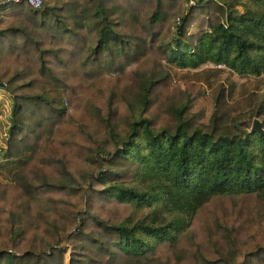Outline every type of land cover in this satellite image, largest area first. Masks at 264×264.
<instances>
[{
	"label": "trees",
	"instance_id": "1",
	"mask_svg": "<svg viewBox=\"0 0 264 264\" xmlns=\"http://www.w3.org/2000/svg\"><path fill=\"white\" fill-rule=\"evenodd\" d=\"M210 63L264 74V0L1 3L0 264H264V88L200 122L169 66Z\"/></svg>",
	"mask_w": 264,
	"mask_h": 264
},
{
	"label": "rangeland",
	"instance_id": "2",
	"mask_svg": "<svg viewBox=\"0 0 264 264\" xmlns=\"http://www.w3.org/2000/svg\"><path fill=\"white\" fill-rule=\"evenodd\" d=\"M187 5L183 4L182 10H184ZM237 9L241 10L240 7ZM176 17L171 21V32L163 35V42L172 43L175 34V23ZM172 46V45H171ZM164 64H166L164 62ZM167 65V64H166ZM170 65V64H169ZM168 65V66H169ZM171 68L173 78L177 81L179 86L184 89L186 81H196L200 82V88L196 89L194 93L196 96L192 99L190 103V111L196 113L197 119L200 122L206 123L213 109V103L208 95V91L210 89L211 84L216 82H223L229 86V83H234V87L232 88V94L228 97V100L234 99L235 97H239L240 95L246 93L251 90H262L264 88V74L260 77L255 76H239L235 73H232L229 69L222 67V65L218 66L219 71H211L215 70L214 64L204 65L203 68L206 70H210L211 72L204 76V73L199 72L198 75H195V71L179 69L178 67L169 66ZM205 70V69H204ZM111 75V74H110ZM206 77V78H205ZM95 100V98H93ZM75 101L73 102L74 105ZM12 100L9 93L0 88V185H9L14 186L13 173L15 171V164L13 160H7L3 156V152L5 149V140L7 135V128L9 125V117L11 111ZM67 111L74 116H77L76 113L72 112V106L70 102H65ZM116 130V129H115ZM151 210H135L134 217L143 216L147 212L149 213Z\"/></svg>",
	"mask_w": 264,
	"mask_h": 264
},
{
	"label": "built area",
	"instance_id": "3",
	"mask_svg": "<svg viewBox=\"0 0 264 264\" xmlns=\"http://www.w3.org/2000/svg\"><path fill=\"white\" fill-rule=\"evenodd\" d=\"M7 2H15V3L24 2L36 10L40 9L43 6V0H0V4ZM176 20H178V18Z\"/></svg>",
	"mask_w": 264,
	"mask_h": 264
},
{
	"label": "water",
	"instance_id": "4",
	"mask_svg": "<svg viewBox=\"0 0 264 264\" xmlns=\"http://www.w3.org/2000/svg\"><path fill=\"white\" fill-rule=\"evenodd\" d=\"M251 130L259 133H264V129L261 127V124L258 120H254L252 122Z\"/></svg>",
	"mask_w": 264,
	"mask_h": 264
},
{
	"label": "crops",
	"instance_id": "5",
	"mask_svg": "<svg viewBox=\"0 0 264 264\" xmlns=\"http://www.w3.org/2000/svg\"><path fill=\"white\" fill-rule=\"evenodd\" d=\"M202 69H203V70H202ZM193 71H195V72H200V74H201V73H204V76L207 75V71L204 70L203 67H201V68H199V69H195V70H193ZM208 73H209V72H208ZM198 74H199V73H198Z\"/></svg>",
	"mask_w": 264,
	"mask_h": 264
}]
</instances>
